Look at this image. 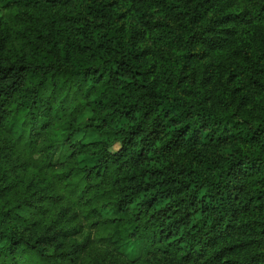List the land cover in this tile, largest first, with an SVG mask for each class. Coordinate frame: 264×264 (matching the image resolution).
<instances>
[{
    "label": "trees",
    "instance_id": "16d2710c",
    "mask_svg": "<svg viewBox=\"0 0 264 264\" xmlns=\"http://www.w3.org/2000/svg\"><path fill=\"white\" fill-rule=\"evenodd\" d=\"M117 1L140 31L105 0H0V264H98L88 247L130 243L134 264H264V71L241 64L244 110L194 66L229 65L235 18L206 15L235 0ZM245 1L264 25V0ZM195 146L238 149L200 168L173 159Z\"/></svg>",
    "mask_w": 264,
    "mask_h": 264
},
{
    "label": "rangeland",
    "instance_id": "374dc122",
    "mask_svg": "<svg viewBox=\"0 0 264 264\" xmlns=\"http://www.w3.org/2000/svg\"><path fill=\"white\" fill-rule=\"evenodd\" d=\"M105 1L109 3L110 10L114 12L118 24L123 25L126 29L133 28L134 30L140 31L133 15L128 11L126 4L117 0ZM232 4L231 7H226L224 13L221 15H218L215 6H212L206 15V20L209 22L219 20L220 16L226 14H233L235 18L232 27L226 32L224 53L227 55L229 65H224L221 56L207 57L204 55L196 61L194 66L200 72L203 84L210 91L211 96H214V98L224 96L226 102L230 101V104L237 106L240 101H243L241 100L242 98L247 97L245 76L241 69V64L247 62L256 64L264 71V25H259L250 20L251 7L249 2L235 0ZM0 15H3V11H0ZM140 48L145 53L144 57L147 60L148 66L153 70V74H155L152 60L154 48L146 37H143ZM153 78L155 79V75H153ZM244 102V110H249L251 105L248 103L247 98ZM87 117L88 114L85 115L82 124L85 123ZM95 137L104 140V138L99 137L97 134ZM110 146V150L113 152L119 148V145L115 142L111 143ZM237 149L238 147L227 146L222 150L212 151L195 146L192 150L186 149L177 153L173 159L176 162H181L183 159H190L194 162V167L200 168L202 159L205 160L208 157L225 158L234 154ZM247 149L249 147H240L242 152H247ZM67 155V147L60 145L56 150L53 160L55 163L62 162ZM73 238L77 241L86 240V245H91L92 236H86L85 230H81ZM85 254L91 259L96 258L98 264H134L140 258L141 244L130 243L126 247H121L116 253H109L106 256L96 252L90 246L85 250ZM222 263L223 261L220 262V264ZM81 264H89V262H83Z\"/></svg>",
    "mask_w": 264,
    "mask_h": 264
}]
</instances>
